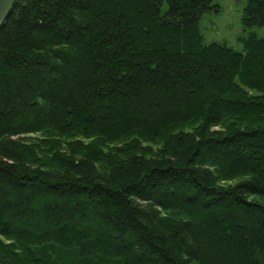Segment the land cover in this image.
I'll return each mask as SVG.
<instances>
[{
	"label": "trees",
	"instance_id": "16d2710c",
	"mask_svg": "<svg viewBox=\"0 0 264 264\" xmlns=\"http://www.w3.org/2000/svg\"><path fill=\"white\" fill-rule=\"evenodd\" d=\"M210 10L14 0L0 27V264H264V36L207 44ZM243 23L264 25V0H247Z\"/></svg>",
	"mask_w": 264,
	"mask_h": 264
},
{
	"label": "rangeland",
	"instance_id": "374dc122",
	"mask_svg": "<svg viewBox=\"0 0 264 264\" xmlns=\"http://www.w3.org/2000/svg\"><path fill=\"white\" fill-rule=\"evenodd\" d=\"M214 3L219 5V10L206 11L201 17V31L205 43L220 42L243 51V38L250 33L264 36V25L247 28L243 23L247 0H214ZM24 136L42 139L40 134L30 133Z\"/></svg>",
	"mask_w": 264,
	"mask_h": 264
},
{
	"label": "water",
	"instance_id": "95a60500",
	"mask_svg": "<svg viewBox=\"0 0 264 264\" xmlns=\"http://www.w3.org/2000/svg\"><path fill=\"white\" fill-rule=\"evenodd\" d=\"M14 0H0V27L5 21Z\"/></svg>",
	"mask_w": 264,
	"mask_h": 264
}]
</instances>
